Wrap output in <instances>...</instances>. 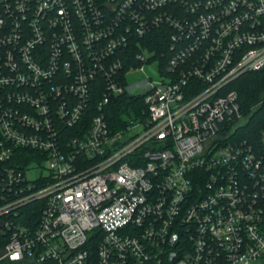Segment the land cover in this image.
Segmentation results:
<instances>
[{
	"label": "built area",
	"instance_id": "2783aa9c",
	"mask_svg": "<svg viewBox=\"0 0 264 264\" xmlns=\"http://www.w3.org/2000/svg\"><path fill=\"white\" fill-rule=\"evenodd\" d=\"M262 68L264 0H0V262L264 264V92L232 87Z\"/></svg>",
	"mask_w": 264,
	"mask_h": 264
},
{
	"label": "trees",
	"instance_id": "16d2710c",
	"mask_svg": "<svg viewBox=\"0 0 264 264\" xmlns=\"http://www.w3.org/2000/svg\"><path fill=\"white\" fill-rule=\"evenodd\" d=\"M149 44L152 48H158L160 50L161 56L164 52H167L166 43L167 36L160 31L156 34L151 35L148 38ZM137 52L136 48L130 47L128 50L120 51L119 54L124 60L125 67H130L133 64H138L135 54ZM164 64L167 62V58H164ZM232 87L237 89L240 94V100L242 107L247 109L252 104H254L264 92V68L246 73L239 77L235 82L232 83ZM98 99L101 93H97ZM146 108L143 98L138 96H132L129 94H124L118 96L115 100L111 101L105 111L106 118L109 125L113 129L121 128L126 122L131 119H138L143 117V111ZM261 124H264V110L261 109L255 116L251 118L248 123L247 128L243 131V136L255 141H259ZM38 204L36 202L29 203L23 207L20 215L16 218L18 221L26 223V218L31 217L35 220L34 209H36ZM34 215V216H33ZM14 216V215H13ZM8 239L0 235V252L5 248ZM0 264H18L9 261H1Z\"/></svg>",
	"mask_w": 264,
	"mask_h": 264
},
{
	"label": "rangeland",
	"instance_id": "374dc122",
	"mask_svg": "<svg viewBox=\"0 0 264 264\" xmlns=\"http://www.w3.org/2000/svg\"><path fill=\"white\" fill-rule=\"evenodd\" d=\"M150 77H153L152 78L153 81H156L159 78L157 71L153 65L145 66L143 71H141V70L131 71L129 73V76H128L129 83L132 85H134L136 82H138L141 79L148 81V80H150ZM143 90H144V88L142 86H137V87L133 88L134 93H142Z\"/></svg>",
	"mask_w": 264,
	"mask_h": 264
}]
</instances>
